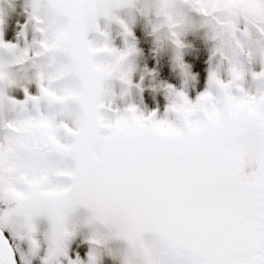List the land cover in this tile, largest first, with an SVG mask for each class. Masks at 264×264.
Masks as SVG:
<instances>
[{
    "label": "snow or ice",
    "instance_id": "snow-or-ice-1",
    "mask_svg": "<svg viewBox=\"0 0 264 264\" xmlns=\"http://www.w3.org/2000/svg\"><path fill=\"white\" fill-rule=\"evenodd\" d=\"M133 12L184 82L163 86L162 118L119 107L138 50L99 22L134 38ZM199 31L211 50L193 102ZM107 259L264 264V0H0V264Z\"/></svg>",
    "mask_w": 264,
    "mask_h": 264
},
{
    "label": "rangeland",
    "instance_id": "rangeland-1",
    "mask_svg": "<svg viewBox=\"0 0 264 264\" xmlns=\"http://www.w3.org/2000/svg\"><path fill=\"white\" fill-rule=\"evenodd\" d=\"M122 19L129 20V13L122 11L117 13ZM102 31L108 34V42L111 47L124 51L127 46L134 45L138 54L132 58L135 71L132 75L133 87L128 90L125 98L119 102V107L124 109L129 105L135 106L145 116L156 112L163 117L170 103L169 96L164 85H171L177 90H184V82L179 70L174 66V49L169 46L162 51H157L152 27L148 18L137 12L131 14L130 27L134 38H126L121 26L115 21L100 20ZM98 45L105 43V38L92 34L89 38ZM188 47L185 49L184 60L193 70L196 77L186 89L189 98L195 102L198 95L207 88L208 57L211 50V42L207 40L203 31L190 33L185 37ZM115 91L120 94L123 89L119 84L115 85ZM81 256L84 257L87 245L81 243ZM105 264H113L107 259Z\"/></svg>",
    "mask_w": 264,
    "mask_h": 264
}]
</instances>
